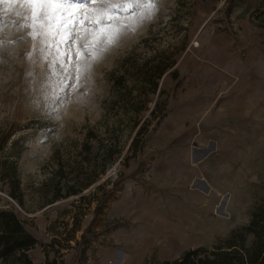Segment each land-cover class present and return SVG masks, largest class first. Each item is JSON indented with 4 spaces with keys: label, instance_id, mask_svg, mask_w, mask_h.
Returning a JSON list of instances; mask_svg holds the SVG:
<instances>
[{
    "label": "rangeland",
    "instance_id": "rangeland-1",
    "mask_svg": "<svg viewBox=\"0 0 264 264\" xmlns=\"http://www.w3.org/2000/svg\"><path fill=\"white\" fill-rule=\"evenodd\" d=\"M25 7L0 3V209L38 239L35 264H157L249 222L264 205V0H157L72 88L18 26ZM95 35L79 27L76 45ZM160 56L173 64L148 91ZM66 183L79 192L55 199Z\"/></svg>",
    "mask_w": 264,
    "mask_h": 264
},
{
    "label": "snow or ice",
    "instance_id": "snow-or-ice-1",
    "mask_svg": "<svg viewBox=\"0 0 264 264\" xmlns=\"http://www.w3.org/2000/svg\"><path fill=\"white\" fill-rule=\"evenodd\" d=\"M5 0H0L4 3ZM26 6L17 13L23 23L20 28L29 29L33 47L40 58L49 61L54 76L60 78L61 86L79 87L85 72L91 71V62L99 59L125 31H134L154 10L157 0H7ZM88 8L90 11H81ZM92 16L96 19L93 21ZM92 29L96 35L94 43L86 41L76 45V32L79 27ZM2 31V28H0ZM83 36V33H81ZM71 41V43H69ZM5 41L0 39V47ZM102 47H95V44ZM65 45L67 47H65ZM76 51L73 52V47ZM28 59L33 63L32 54ZM57 65L59 68H57ZM67 81V83H65Z\"/></svg>",
    "mask_w": 264,
    "mask_h": 264
},
{
    "label": "trees",
    "instance_id": "trees-1",
    "mask_svg": "<svg viewBox=\"0 0 264 264\" xmlns=\"http://www.w3.org/2000/svg\"><path fill=\"white\" fill-rule=\"evenodd\" d=\"M172 64L170 56H160L153 65L154 72L142 75L140 80L144 86L148 87V91H153L158 87V79ZM116 83L123 86L124 77H117ZM144 106L142 102L136 111H140ZM137 146L135 144V148ZM117 152L119 151L114 149L109 151L108 162ZM106 165L107 163L102 165V172ZM95 179L96 177H93L85 187ZM117 184L113 183L112 189H115ZM62 188L58 187L55 199L59 196H68L79 192V189H71L67 183L65 193H62ZM250 235L253 238L248 243L247 239ZM37 243L38 239L24 227L14 211L0 209V259H5L7 264H35L29 256V250L34 248ZM11 257L12 260H9L8 258ZM157 264H264V205H260L254 210L246 225L230 232L225 239L217 241L211 249L198 246L186 250L178 258L161 260Z\"/></svg>",
    "mask_w": 264,
    "mask_h": 264
},
{
    "label": "crops",
    "instance_id": "crops-1",
    "mask_svg": "<svg viewBox=\"0 0 264 264\" xmlns=\"http://www.w3.org/2000/svg\"><path fill=\"white\" fill-rule=\"evenodd\" d=\"M217 65H221V64H223L224 62H223V60H221V58H216L215 57V59H212ZM234 60L236 61V62H239V58L238 57H235L234 58ZM242 65V64H241ZM239 67H241V66H239ZM239 68H237V70H236V72L234 73L235 74V76H239L240 78H242V79H244V77H246V75H253V70L252 69H249L248 70V73H246L244 70H243V68L241 67L239 70H238ZM235 87L237 88V90H240L241 92H245V91H247V90H249V85H246V84H244V83H237L236 85H235ZM246 87H248V89L246 88ZM258 91H260V90H258ZM252 92V91H251ZM254 92H257V91H254ZM205 93V92H204ZM203 99H205V97H204V95H203ZM207 107H209V105L208 106H204V105H202V112H201V114L203 115V113H205V111H206V109H207ZM203 151H204V149H203ZM209 152H206L205 154H208ZM204 154V155H205ZM202 157H204V156H202ZM204 161H206L205 159H202L201 160V163L202 164H204L203 162ZM149 214L151 215V217H152V213L151 212H149ZM196 220H198L199 221V223H198V226H202V217L201 218H197ZM165 225V227H168V225H167V223L166 222H164V221H162V223H161V226H164ZM168 228H173V226L171 225V226H169ZM194 246L195 247H198V246H203L202 245V243H201V239H195V241H194ZM186 250H183V252H185ZM183 252H181L180 254H178V255H176L175 257H173L172 259H175V258H178L179 256H181L182 254H183Z\"/></svg>",
    "mask_w": 264,
    "mask_h": 264
},
{
    "label": "bare ground",
    "instance_id": "bare-ground-1",
    "mask_svg": "<svg viewBox=\"0 0 264 264\" xmlns=\"http://www.w3.org/2000/svg\"><path fill=\"white\" fill-rule=\"evenodd\" d=\"M263 121H264V117H263ZM160 220L161 219L158 215L153 218V222H152V225L150 227V231H155L157 229V226L161 222Z\"/></svg>",
    "mask_w": 264,
    "mask_h": 264
}]
</instances>
